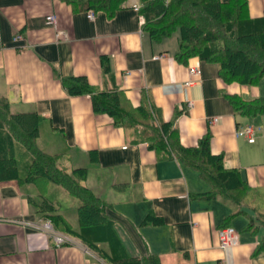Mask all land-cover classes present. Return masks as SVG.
<instances>
[{
	"label": "crops",
	"instance_id": "1",
	"mask_svg": "<svg viewBox=\"0 0 264 264\" xmlns=\"http://www.w3.org/2000/svg\"><path fill=\"white\" fill-rule=\"evenodd\" d=\"M69 1L0 0V97L10 112L38 113V146L58 154L67 170L87 169L82 184L107 203L129 255H157L160 264H264V250L258 249L264 225L248 228L250 217L264 219V113L247 120L229 100L259 97L258 87L226 84L217 64L198 57L177 61L179 37L153 40L132 8L137 0L112 16L74 9ZM247 2L250 17L263 15L264 0ZM49 15L55 20H46ZM189 66L199 67L201 75L185 85ZM68 76H83L99 90H122L134 106L144 98L157 122L174 119L184 146H195L209 130L212 153L222 154L224 166L239 170L247 182L242 211L221 197L194 196L209 188L194 169L150 148L132 127L95 113L89 94H69L61 81ZM245 124L254 128L253 142L235 134ZM30 159L22 168L18 164L21 176ZM53 185L46 196L63 214L50 196L61 194ZM31 200H41L34 183L0 181V264H112L52 225L71 240L56 246ZM149 213L159 221L143 223ZM224 225L237 231V245L220 247L218 229Z\"/></svg>",
	"mask_w": 264,
	"mask_h": 264
},
{
	"label": "trees",
	"instance_id": "2",
	"mask_svg": "<svg viewBox=\"0 0 264 264\" xmlns=\"http://www.w3.org/2000/svg\"><path fill=\"white\" fill-rule=\"evenodd\" d=\"M128 0H70L74 9L103 10L109 16ZM139 14L144 18L143 29L153 40L179 32L177 61L187 63L191 57L212 62L226 83L257 86L264 76V13L250 17L247 0H137ZM105 70L107 67H104ZM62 84L69 94H89L95 113H105L114 125L132 127L138 138L148 142L150 148L161 150L169 158H177L194 169L209 184L206 191L195 193L199 198L221 197L237 205L245 202L248 185L237 169L226 168L222 154L210 148L207 130L195 146H184L174 126V119L157 122L146 102L134 106L122 90H99L83 76H68ZM234 111L245 117L264 113V98L249 100L230 95ZM42 117L36 112L12 113L8 100L0 97V181L15 179L35 184L40 197L34 202L42 218L49 220L55 229L73 235L92 249L99 257L112 264H160L157 255L131 256L125 250L106 211L107 203L90 188L82 184L86 168L67 171L58 166L59 155L42 150L37 144ZM21 144L31 159L24 176L19 174L15 144ZM94 160V153L91 155ZM63 187L80 201L76 213L78 228L56 211L48 200L49 184ZM255 220L259 222L256 225ZM158 222L148 214L143 223ZM264 225V219L249 218L248 228ZM225 226V225H224ZM258 249L264 250V236Z\"/></svg>",
	"mask_w": 264,
	"mask_h": 264
},
{
	"label": "built area",
	"instance_id": "3",
	"mask_svg": "<svg viewBox=\"0 0 264 264\" xmlns=\"http://www.w3.org/2000/svg\"><path fill=\"white\" fill-rule=\"evenodd\" d=\"M135 11H139V5H133L132 7ZM87 17L89 19H93L94 17V13L92 11H89L87 13ZM46 20L48 21H54L55 17L53 15H49L46 17ZM142 24L144 23V20L142 19ZM19 37V35H17L15 38ZM1 46V45H0ZM160 56H155V58H159ZM188 74L190 76V80H188L187 82H185V85H189L191 84L194 80V78L200 79V75H201V70L199 67L197 66H189L188 67ZM189 104L191 105V102H189ZM217 117L212 118V121H216ZM253 133H254V128L252 127V125L250 124H245L242 126H239L236 129V136L238 137H244L246 138L249 142H253L254 141V137H253ZM30 225V223H28ZM32 226V225H31ZM37 227H41L40 225H36ZM43 229L51 231L52 238L53 241L55 243L56 246L59 245H63L66 243H70L71 240L69 239V237L65 236L64 234L61 233H57L53 230V226L52 223L47 220L46 222H44V224L42 225ZM218 240H219V245L221 248H226V247H230V246H235L238 244V233L237 231L229 226V225H225L222 226L221 228L218 229Z\"/></svg>",
	"mask_w": 264,
	"mask_h": 264
},
{
	"label": "rangeland",
	"instance_id": "4",
	"mask_svg": "<svg viewBox=\"0 0 264 264\" xmlns=\"http://www.w3.org/2000/svg\"><path fill=\"white\" fill-rule=\"evenodd\" d=\"M170 39L173 41L174 39H177V37H179V32L176 30L174 31L172 34L169 35ZM258 89H259V97L261 99L264 98V76L262 77V79L260 80V82L257 85ZM251 99V98H250ZM260 114L256 115L259 116ZM253 118H255V116L252 117H246L247 120H252ZM16 151V156L18 159V164L19 167L22 168L23 165H25L26 160L28 159V157H30L29 153L26 151V149L21 146V145H16L15 148ZM58 166L65 169L64 167H62V165L59 163L58 160ZM67 170V169H65ZM67 171H72L71 170H67ZM53 189H57L61 191V194L59 195H52L54 194V192H50V196L51 198H55L57 200V203L59 204L61 211L64 215L67 216V218L69 219V221L77 227L78 222H77V214H76V209L78 206V202L79 199L75 196H72L68 191H66L63 187L54 184L53 185ZM39 199V198H38ZM264 226H260L259 227V232L258 235L262 236L264 234Z\"/></svg>",
	"mask_w": 264,
	"mask_h": 264
}]
</instances>
